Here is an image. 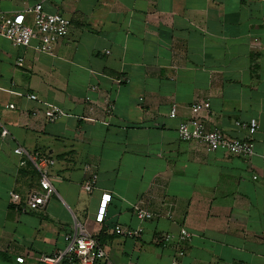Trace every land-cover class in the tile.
I'll use <instances>...</instances> for the list:
<instances>
[{"label": "crops", "instance_id": "1", "mask_svg": "<svg viewBox=\"0 0 264 264\" xmlns=\"http://www.w3.org/2000/svg\"><path fill=\"white\" fill-rule=\"evenodd\" d=\"M39 1L70 26L50 51L0 35L8 131L0 135V264H59L41 257L64 249L75 219L103 246L93 264H170L181 227L190 236L180 264H264V0H0V10L12 15ZM202 100L206 127L227 136L250 137L235 122L256 120L255 154L206 151L178 137L189 105ZM43 101L69 115L48 121ZM17 146L54 159L55 193L36 210L9 200V191L24 199L38 189ZM86 164L97 174L90 192L81 186ZM137 200L171 217L141 221ZM117 226L142 231L126 236ZM163 232L172 240L155 239Z\"/></svg>", "mask_w": 264, "mask_h": 264}, {"label": "built area", "instance_id": "2", "mask_svg": "<svg viewBox=\"0 0 264 264\" xmlns=\"http://www.w3.org/2000/svg\"><path fill=\"white\" fill-rule=\"evenodd\" d=\"M76 2L78 0H69ZM70 19L60 12H47L43 9L41 1L18 11L12 15H7L0 10V35L7 38L14 46H28L33 39H37L38 43L34 46L37 50L50 51L52 44L59 38L63 37L69 29ZM22 58H19L17 63L21 64ZM18 94H21L18 92ZM28 98L37 99L33 93L25 94ZM45 106V117L48 121H55L62 116L69 115L58 105L43 101ZM14 104L7 105L13 108ZM209 101H193L189 105L190 116L179 122L177 126L178 137L183 141H196L200 143L206 151L215 149H223L224 151L235 154L252 156L255 154L253 143L250 140L251 135L257 128L255 119L249 121H236V126L247 131L250 137L238 138L227 136L218 127L207 128L203 120L202 114L209 112ZM176 114V105L173 103L169 111L171 117ZM7 129L0 122V135L6 136ZM16 153H25L31 161L33 167L38 173V189L30 190L27 195L22 197L14 191H9L10 203L19 210H36L43 207L51 194L55 193V188L51 183L48 175V169L54 164V159L44 153H27L22 147L14 148ZM259 156L264 161V152L259 153ZM85 175L81 186L90 192L95 186L97 174L93 171L89 164L85 165ZM110 199V194L102 193L99 199L95 220L102 221L106 212V205ZM132 208L135 216L139 220L171 217L170 210L165 213L159 210L147 209L142 206V201L137 200L132 203ZM117 230L126 236L137 237L142 231V227L128 228L117 226ZM190 233L181 227L176 237V241L172 243L173 256L170 264H180V258L184 255V249L181 243L187 240ZM173 235L168 232L159 233L156 240L161 243L171 241ZM66 246L63 250L57 251L52 256H42L41 260L50 263L59 262L67 257L72 262L79 261L81 264H93L96 260L104 256V249L100 242L90 233L86 227L77 219L74 220L72 229L65 235ZM16 261L22 262L23 258L18 256Z\"/></svg>", "mask_w": 264, "mask_h": 264}, {"label": "trees", "instance_id": "3", "mask_svg": "<svg viewBox=\"0 0 264 264\" xmlns=\"http://www.w3.org/2000/svg\"><path fill=\"white\" fill-rule=\"evenodd\" d=\"M59 264H76V261L75 262H72L67 257H65V258H63V259L60 260V263Z\"/></svg>", "mask_w": 264, "mask_h": 264}]
</instances>
